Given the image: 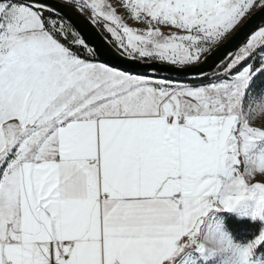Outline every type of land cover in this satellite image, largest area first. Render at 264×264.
<instances>
[{"label": "snow or ice", "instance_id": "1", "mask_svg": "<svg viewBox=\"0 0 264 264\" xmlns=\"http://www.w3.org/2000/svg\"><path fill=\"white\" fill-rule=\"evenodd\" d=\"M262 96L264 0H0V264H264Z\"/></svg>", "mask_w": 264, "mask_h": 264}, {"label": "rangeland", "instance_id": "2", "mask_svg": "<svg viewBox=\"0 0 264 264\" xmlns=\"http://www.w3.org/2000/svg\"><path fill=\"white\" fill-rule=\"evenodd\" d=\"M249 110L253 113L251 119L256 123H264V96L250 103ZM241 118L243 119V116ZM193 243H196V247L192 249L196 264H239L240 245L238 242L230 245L226 239H222L219 235L208 233L207 235H198L196 240L191 241L188 245Z\"/></svg>", "mask_w": 264, "mask_h": 264}, {"label": "trees", "instance_id": "3", "mask_svg": "<svg viewBox=\"0 0 264 264\" xmlns=\"http://www.w3.org/2000/svg\"><path fill=\"white\" fill-rule=\"evenodd\" d=\"M244 230H241V232H238L237 235V242L239 243V240L243 238Z\"/></svg>", "mask_w": 264, "mask_h": 264}, {"label": "water", "instance_id": "4", "mask_svg": "<svg viewBox=\"0 0 264 264\" xmlns=\"http://www.w3.org/2000/svg\"><path fill=\"white\" fill-rule=\"evenodd\" d=\"M162 75H164V76H175L176 75V73H169V72H167V71H164L163 73H161Z\"/></svg>", "mask_w": 264, "mask_h": 264}, {"label": "crops", "instance_id": "5", "mask_svg": "<svg viewBox=\"0 0 264 264\" xmlns=\"http://www.w3.org/2000/svg\"><path fill=\"white\" fill-rule=\"evenodd\" d=\"M191 241H193V239H189V240H187V241H183L182 243H181V248H183V246L185 245V244H189Z\"/></svg>", "mask_w": 264, "mask_h": 264}]
</instances>
